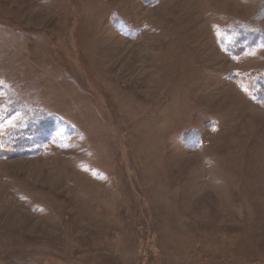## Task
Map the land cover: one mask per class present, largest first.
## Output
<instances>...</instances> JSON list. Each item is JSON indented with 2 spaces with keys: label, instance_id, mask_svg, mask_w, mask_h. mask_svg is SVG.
<instances>
[{
  "label": "rangeland",
  "instance_id": "rangeland-1",
  "mask_svg": "<svg viewBox=\"0 0 264 264\" xmlns=\"http://www.w3.org/2000/svg\"><path fill=\"white\" fill-rule=\"evenodd\" d=\"M255 70L264 0H0V264H264Z\"/></svg>",
  "mask_w": 264,
  "mask_h": 264
},
{
  "label": "trees",
  "instance_id": "trees-1",
  "mask_svg": "<svg viewBox=\"0 0 264 264\" xmlns=\"http://www.w3.org/2000/svg\"><path fill=\"white\" fill-rule=\"evenodd\" d=\"M143 1L146 4H152L157 0ZM233 79L241 88L248 91L255 101L264 103V71L236 72L233 74ZM42 113L39 109L23 112L21 120L15 123L6 133L5 138L0 141V157H11L16 153L26 152V145L30 143L31 138L37 139L41 130L43 131V128H40L45 118Z\"/></svg>",
  "mask_w": 264,
  "mask_h": 264
}]
</instances>
